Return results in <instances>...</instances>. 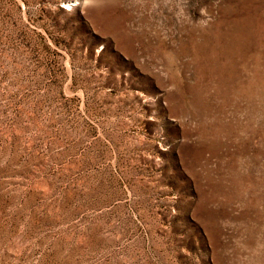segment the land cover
<instances>
[{
  "label": "rangeland",
  "instance_id": "374dc122",
  "mask_svg": "<svg viewBox=\"0 0 264 264\" xmlns=\"http://www.w3.org/2000/svg\"><path fill=\"white\" fill-rule=\"evenodd\" d=\"M0 264H264V0H0Z\"/></svg>",
  "mask_w": 264,
  "mask_h": 264
}]
</instances>
